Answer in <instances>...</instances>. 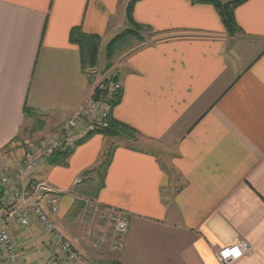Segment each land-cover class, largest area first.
Segmentation results:
<instances>
[{
  "label": "crops",
  "instance_id": "0c3cea01",
  "mask_svg": "<svg viewBox=\"0 0 264 264\" xmlns=\"http://www.w3.org/2000/svg\"><path fill=\"white\" fill-rule=\"evenodd\" d=\"M129 2L0 0V157L8 171L21 163L25 141L60 124L98 85L82 69L71 29L99 35L106 47L128 27ZM132 17L160 36L113 66L121 96L111 116L153 148L95 133L66 165L43 164L32 179L60 192L56 227L90 264H220L218 250L236 242L246 251L232 264H264V0L235 8L234 36L212 5L189 0H137ZM98 53L100 71L106 55L99 66ZM109 147L102 185L95 172L77 182ZM13 189L2 188L0 213L18 263L67 264L35 218L28 227L18 223L4 201ZM79 197L127 215L128 231L110 259V250L84 247L63 227Z\"/></svg>",
  "mask_w": 264,
  "mask_h": 264
},
{
  "label": "built area",
  "instance_id": "2783aa9c",
  "mask_svg": "<svg viewBox=\"0 0 264 264\" xmlns=\"http://www.w3.org/2000/svg\"><path fill=\"white\" fill-rule=\"evenodd\" d=\"M114 77L112 75L106 83L97 85L100 90L106 92L104 95L98 99L89 96L53 129L42 133L35 140L25 141L22 144V160L16 170L8 171L0 157V186L2 188L14 186L12 192L5 195V204L12 209L22 227H28L33 218L42 224L67 264H88V262L76 251L72 242L59 231L52 219V215L58 211L57 197L60 192L32 178L35 172L55 155L72 151L90 132L107 126L110 107L108 101L121 91V84ZM82 179L83 176H79L77 182ZM85 204L91 206L93 215L112 226L116 237L110 243V247L114 251H119L121 237L128 231L127 215L120 210L101 206L92 200H85ZM2 216L0 213V252L3 254L0 264H19L16 243L5 227ZM102 243L104 241L99 245ZM245 251L246 244L236 242L219 249L217 258L220 264H232Z\"/></svg>",
  "mask_w": 264,
  "mask_h": 264
},
{
  "label": "trees",
  "instance_id": "16d2710c",
  "mask_svg": "<svg viewBox=\"0 0 264 264\" xmlns=\"http://www.w3.org/2000/svg\"><path fill=\"white\" fill-rule=\"evenodd\" d=\"M136 1L137 0H130L126 8V18L128 22V27L120 31L106 44L105 55H106L107 63L105 67L107 68L111 66L110 62L113 56H115V52L117 51L118 47L121 44L128 45L133 41L140 42L139 44L146 43L144 33H148V32L153 33L155 35H159V33L153 31L150 26L137 23L133 19L132 9ZM189 1L191 3H202V4L212 5L217 10L221 18L222 24L225 28V31L229 36H234L240 32V28L238 27L235 21L234 10L237 6H239L246 0H189ZM69 40L70 42L76 44L79 47L81 66L85 74H87L86 68H94L96 66L100 36L97 34L84 33L81 31L80 27H74L71 29L69 33ZM114 78L116 79V77ZM108 80L109 79H105L104 82L106 83ZM105 93H106L105 91L100 90L98 86H96L92 96L94 99H98ZM120 96H121V91L117 93L113 99L108 101L110 107H109V118H108L107 126L100 130H94L90 132L88 136L95 133H99L107 137H117V136L121 137L125 135L128 138L137 135V131L134 128L114 119L111 116V110L119 102ZM25 112L30 114L32 113V110L30 108H25ZM113 149L114 147H109L107 151H105V153L103 154L102 159L98 164V166L92 169L91 171H86L82 174L83 179L84 176H86L89 172H95L96 175H98L99 177V186L102 185L103 176L106 172L107 166L110 163L113 154ZM71 153L72 151L58 153L55 157L50 159L51 161L49 160L50 164L66 165L67 163L66 160ZM2 192L3 191L0 188V198L2 196ZM79 204L80 207L83 206L82 202H79ZM99 264H122V263L113 258L110 260L103 261Z\"/></svg>",
  "mask_w": 264,
  "mask_h": 264
},
{
  "label": "rangeland",
  "instance_id": "374dc122",
  "mask_svg": "<svg viewBox=\"0 0 264 264\" xmlns=\"http://www.w3.org/2000/svg\"><path fill=\"white\" fill-rule=\"evenodd\" d=\"M160 35H155L153 33H144V37H145V41L146 42H150L156 38H158ZM140 42L137 41H133L132 43H129L128 45L126 44H121L117 51L115 52V56H113L110 64L111 66L109 68L104 67L102 70H98L95 67L94 68H86V72H87V76L88 77H97V84H102L105 83V79H108L112 76V72L113 70V66H115L119 60L123 57V54L130 49L131 47L139 44ZM105 62V42H102L100 48H99V53H98V64L99 66L102 65ZM107 63V61H106ZM106 63L104 65H106ZM114 63V65H113ZM116 63V64H115ZM102 73V75H101ZM54 128V127H53ZM52 128V129H53ZM51 130V129H49ZM47 130V131H49ZM119 137V136H117ZM122 138L125 137V135L121 136ZM126 139H128L126 137ZM129 141H127V144H130L131 146H135V147H141V148H153L152 144L146 140H143L137 136L134 137H129L128 139ZM162 156H166V152L163 151L162 149H160L159 151ZM99 182V177L98 175L95 176V184L98 185ZM93 187L88 186V194L90 197V194H92L93 190L96 188L95 185ZM0 188L2 189V187L0 186ZM91 188V190H90ZM82 198V199H80ZM90 198L87 197H79L78 199H76L77 201L75 202V206L71 209V212H69V217H71L69 220L63 222V227L68 230L71 234H75L77 237H79V240L83 241V244H85L84 247H87L89 249L92 250H105L104 252H108L111 255L109 256V259L112 256V252H117L111 249V247L109 246V244H104L102 243L101 245H99L100 242H103L105 240V238L109 241H107V243H111L115 237H116V233L113 230L111 225L106 224L104 221H102L101 219H99L96 215H93L92 213V208L90 205H86L85 204V200H89ZM79 202L83 203V206L80 207ZM66 220V219H65ZM60 231V230H59ZM61 233H63L64 235V231H60ZM66 236V235H65ZM101 238H104V240L102 241ZM77 251V250H76ZM78 252V251H77ZM79 253V252H78ZM85 259V258H84ZM113 259V258H111ZM86 260V259H85ZM87 261V260H86ZM88 262V261H87ZM88 264H90L88 262Z\"/></svg>",
  "mask_w": 264,
  "mask_h": 264
}]
</instances>
